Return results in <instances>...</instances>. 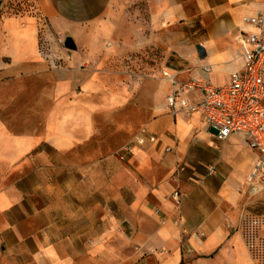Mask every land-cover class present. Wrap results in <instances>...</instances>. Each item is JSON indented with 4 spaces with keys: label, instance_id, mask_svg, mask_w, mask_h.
Masks as SVG:
<instances>
[{
    "label": "crops",
    "instance_id": "obj_1",
    "mask_svg": "<svg viewBox=\"0 0 264 264\" xmlns=\"http://www.w3.org/2000/svg\"><path fill=\"white\" fill-rule=\"evenodd\" d=\"M146 3L165 55L155 70L215 85L243 68L238 37L256 31L244 17L264 14V0ZM128 22L122 14L108 49L140 45ZM39 24L0 18V264H264L246 221L258 152L243 136L218 140L199 114L169 111L170 84L153 73L94 72L81 52L52 67ZM142 128L156 140L137 143Z\"/></svg>",
    "mask_w": 264,
    "mask_h": 264
},
{
    "label": "rangeland",
    "instance_id": "obj_2",
    "mask_svg": "<svg viewBox=\"0 0 264 264\" xmlns=\"http://www.w3.org/2000/svg\"><path fill=\"white\" fill-rule=\"evenodd\" d=\"M108 2L110 0H0V18L12 15L38 17L41 35L49 37L50 49L59 50L62 63L64 56L81 52L82 66L94 72L122 68L126 73L147 78L165 55L161 46L150 43L153 35L146 0H112L114 6L111 9ZM122 14L131 21L128 26H134L140 45L126 40L124 52L120 54L116 44L113 49H108L114 41L108 37L117 29ZM58 37L66 39V42L72 40L75 47L71 49L66 43L59 44ZM88 43H91L90 47ZM86 49L90 50L89 53ZM113 132L110 130L107 138L114 139ZM249 208L251 214L246 221L252 229L248 233L258 241L256 251L264 263V196L252 200Z\"/></svg>",
    "mask_w": 264,
    "mask_h": 264
},
{
    "label": "built area",
    "instance_id": "obj_3",
    "mask_svg": "<svg viewBox=\"0 0 264 264\" xmlns=\"http://www.w3.org/2000/svg\"><path fill=\"white\" fill-rule=\"evenodd\" d=\"M244 20L253 24L256 31L238 37V42L244 48V64L241 70L231 74L227 83L215 85L199 77L180 81L178 71L166 68L155 70L153 76L170 84V90L165 97L169 111L184 112L187 116L197 113L218 140H225L230 135H241L246 143L258 152V158L249 173L245 188L246 196L250 200H255L264 193V14L258 12L256 15L244 17ZM41 33L40 30L41 54L52 67L60 66L62 58L52 52L48 47V39ZM57 41L63 45L66 43V39L62 37H58ZM203 69L211 70L209 65L203 66ZM193 91L201 92L198 102H191L187 96ZM145 135L150 141L156 140V136L150 130L142 128L136 138L137 143H143ZM122 150L124 153H120V157L126 160L132 151V143L126 144ZM215 171V166L208 167L209 174ZM171 197L179 203L180 190H175ZM175 223L178 224L180 221L176 220ZM248 240L250 248H255L253 234L249 233Z\"/></svg>",
    "mask_w": 264,
    "mask_h": 264
},
{
    "label": "water",
    "instance_id": "obj_4",
    "mask_svg": "<svg viewBox=\"0 0 264 264\" xmlns=\"http://www.w3.org/2000/svg\"><path fill=\"white\" fill-rule=\"evenodd\" d=\"M66 46L68 47V48H74L75 47V44H74V42L72 41V40H67V42H66Z\"/></svg>",
    "mask_w": 264,
    "mask_h": 264
}]
</instances>
